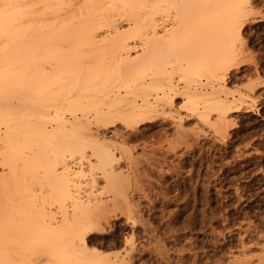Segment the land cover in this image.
<instances>
[{
	"label": "bare ground",
	"instance_id": "1",
	"mask_svg": "<svg viewBox=\"0 0 264 264\" xmlns=\"http://www.w3.org/2000/svg\"><path fill=\"white\" fill-rule=\"evenodd\" d=\"M254 5V0H0V264H27L29 257L42 256L49 264L131 262L95 246L100 238L93 233L115 217L118 195L92 192L97 172L85 183L93 189L81 192L79 164L88 158L96 169L103 161L110 181L125 174L114 146L120 142L125 149L131 135L117 126L118 119L137 125L154 113L173 111L180 94L183 107L222 129L226 111L239 98H229L223 70L245 51L238 45L240 21ZM212 110L218 113L214 120L208 118ZM183 115L180 110L175 116L180 131L186 130Z\"/></svg>",
	"mask_w": 264,
	"mask_h": 264
},
{
	"label": "rangeland",
	"instance_id": "2",
	"mask_svg": "<svg viewBox=\"0 0 264 264\" xmlns=\"http://www.w3.org/2000/svg\"><path fill=\"white\" fill-rule=\"evenodd\" d=\"M254 3L253 10L240 21L242 34L238 45L245 51L235 55L223 70L229 98H239L226 111L222 129L214 121L183 107L185 95L180 94L173 111L154 113L137 125L118 119L117 126L126 132L128 129L132 137L128 136L125 149L120 142L114 146L115 157L120 159L115 160L127 172L116 176L119 184H114L115 179L110 181L109 174L103 175V161H96V169L88 165V158L84 159L86 164H79L84 166L83 178L76 181L81 192L93 189L86 185L87 179L93 175L91 172H97L98 185L92 192L97 196H119L114 206L115 217L93 233L100 238L95 246L107 255L125 256L131 261L129 264H260V258L264 261V0ZM177 78L181 85L185 84V80ZM180 110L184 114V131L177 130L175 123ZM216 111L209 112L210 120L217 117ZM135 129H146V135L140 136ZM126 194L130 204L124 200ZM37 260L29 257L25 262H51L46 256Z\"/></svg>",
	"mask_w": 264,
	"mask_h": 264
}]
</instances>
